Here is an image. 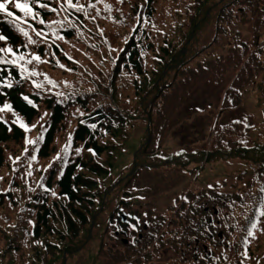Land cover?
Masks as SVG:
<instances>
[{"label":"trees","instance_id":"obj_1","mask_svg":"<svg viewBox=\"0 0 264 264\" xmlns=\"http://www.w3.org/2000/svg\"><path fill=\"white\" fill-rule=\"evenodd\" d=\"M40 2L48 10L35 5V20L0 18V48L15 53H0V264H264V99L258 123L214 128L208 149L160 150L201 83L234 72L222 110L248 86L264 95V0H73L83 11ZM144 122L133 168L108 183ZM228 158L252 169L234 191L184 192L141 237L127 232L117 191L140 169Z\"/></svg>","mask_w":264,"mask_h":264},{"label":"rangeland","instance_id":"obj_2","mask_svg":"<svg viewBox=\"0 0 264 264\" xmlns=\"http://www.w3.org/2000/svg\"><path fill=\"white\" fill-rule=\"evenodd\" d=\"M208 40L210 35L203 36L200 43ZM233 76L234 72L228 71L220 82H204L192 91L169 122L160 142L162 153L178 154L208 149L214 128L238 116H247L255 123L261 120L264 95L251 86L242 92L238 107L222 110V96ZM146 129L145 122L134 128L131 138L116 156L114 167L107 178L108 183L131 171L136 159L135 151L145 141ZM251 170L250 163L240 158L196 160L181 167L142 168L134 180L117 191V198L128 203L120 205L121 211L137 215L136 219L130 220L127 230L142 235L147 218L168 213L169 207L176 205L178 197L184 192L212 187L218 192L234 191L233 184L238 180V174L250 173Z\"/></svg>","mask_w":264,"mask_h":264},{"label":"snow or ice","instance_id":"obj_3","mask_svg":"<svg viewBox=\"0 0 264 264\" xmlns=\"http://www.w3.org/2000/svg\"><path fill=\"white\" fill-rule=\"evenodd\" d=\"M14 2V6L16 9H18L21 13H23V17L21 16H15V14L9 10L8 5L12 4ZM66 3L68 5V7L70 8H74L76 11H83V6H80L78 3H73V0H66ZM38 5L40 8L46 9L48 10V4L47 3H41L40 0H23V2H21V0H0V13H4L6 14V16L8 17H15L13 20V23L15 24L16 21H21L22 19L31 16L32 19H36L39 16L38 12L34 11V6ZM61 7H64L63 5H61ZM94 7V5H93ZM51 11L55 12L56 9H50ZM67 10V9H65ZM39 23L43 24L44 21L40 20ZM18 26V25H17ZM24 36L28 37V42L29 43H35V41H33L31 39V37L29 36V33L27 31H25L23 28L19 29ZM33 31H36L33 28ZM36 35L40 36L42 35L41 32L36 31ZM5 37L4 36H0V40H4ZM2 52H8V53H12L13 55H15V53L13 52L12 48H7V49H3L0 48V53ZM24 56L20 55L18 57L19 60H24ZM33 59L39 61L40 57L39 56H35L33 57ZM32 61L29 60L28 63H31ZM8 63H14V61H8ZM37 73L32 72L31 75H36ZM37 87H40V85H36ZM25 99H27V97H25ZM31 102V101H29ZM6 107H10L8 105H6ZM21 127H26L25 125L21 124ZM29 143H33L35 144L36 141H29ZM68 145L65 146V151L68 150Z\"/></svg>","mask_w":264,"mask_h":264},{"label":"water","instance_id":"obj_4","mask_svg":"<svg viewBox=\"0 0 264 264\" xmlns=\"http://www.w3.org/2000/svg\"><path fill=\"white\" fill-rule=\"evenodd\" d=\"M120 217H121V220H122L123 222H125L127 225L129 224V222L127 221V218L130 217V214H128V213H126V212H122V214L120 215ZM132 217H133V219H136V218H137V215H133ZM117 233H118V232H116V234H117ZM120 233H121L122 235H125V232H124V231H120ZM219 235L221 236V233H219ZM122 241H123L124 243H127V242H128V240H127L125 237H122Z\"/></svg>","mask_w":264,"mask_h":264},{"label":"flooded vegetation","instance_id":"obj_5","mask_svg":"<svg viewBox=\"0 0 264 264\" xmlns=\"http://www.w3.org/2000/svg\"><path fill=\"white\" fill-rule=\"evenodd\" d=\"M120 212H122V211H121V208H120V210L118 211V213H120ZM130 220H131V219H128L129 222H130ZM124 224H125V223H124ZM125 225H126V224H125ZM126 226H127V225H126ZM127 227H128V226H127ZM121 229H122V228H121ZM143 229H145V225H143ZM122 230H123V229H122ZM127 232H128V230H127Z\"/></svg>","mask_w":264,"mask_h":264}]
</instances>
